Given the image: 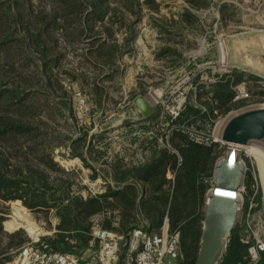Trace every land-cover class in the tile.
I'll return each instance as SVG.
<instances>
[{"label": "rangeland", "instance_id": "1", "mask_svg": "<svg viewBox=\"0 0 264 264\" xmlns=\"http://www.w3.org/2000/svg\"><path fill=\"white\" fill-rule=\"evenodd\" d=\"M69 1L80 5L82 1L92 0ZM105 1L114 16V38L104 48L97 49L91 39L95 34L91 25L85 28L84 14L69 13L66 0H0V37L10 33L8 43L0 48V78L6 76L2 85L10 86L11 78H17L24 88L22 93L28 92L37 102L41 144L50 146L54 160L64 169H52L51 173L69 181L71 194L84 198L100 194L109 181L115 185L112 167L115 162L128 165L145 162L150 157L152 149L148 146L154 137L160 147L172 148L169 139L172 130L184 127L185 133L191 130L188 136L198 142L219 143L213 176L205 178L207 201L215 188L218 161L233 154L229 145L219 139L222 128L235 114L264 105V0H209L213 5L199 7L187 5L186 0H138V4L135 0ZM41 16L55 17L49 29L55 40L48 39L45 47L50 77L44 73L38 53L32 51L25 39L28 32L34 33L44 26L45 19ZM121 17L128 23L139 17L137 32L147 35L150 23L151 29L156 27V33L163 35H147L141 50L137 49L135 39L130 52L120 50L117 55L112 43L122 44L128 30L119 23ZM48 34L43 37L47 39ZM153 46L156 49L148 50ZM160 48L169 50L162 52L160 62H154L158 58L154 51ZM180 49L188 50V56L180 54ZM185 58L189 64L179 68ZM235 72L242 76L233 83V90L242 84L250 97L234 100L236 107L226 113L214 111L206 121L197 119L187 123L188 118L173 122L180 115L175 117L173 111L178 106L183 110L187 102L207 112L205 100H210L211 94L206 89L223 74H232L234 79ZM139 94L146 95L155 105V113L150 117L143 116L134 103ZM83 134L85 140L73 146L72 141ZM250 143L262 149L264 137L247 144ZM243 145L234 150L243 164L235 227L243 240H253V246L260 241L264 247V184L256 157L248 154L246 144ZM88 147L89 151L84 153L86 161L76 153ZM167 177L174 178V172L168 170ZM206 201L197 218L202 230ZM3 203L7 232L23 230L22 245L39 237L40 244L49 246L44 238L53 236L60 222L55 208L48 212L32 209L21 199ZM108 220L122 232L117 207L92 214L90 232L95 221L105 224ZM201 236L202 232L197 254ZM98 247L92 238L90 246L79 255L86 257ZM17 253L6 264H16Z\"/></svg>", "mask_w": 264, "mask_h": 264}, {"label": "trees", "instance_id": "2", "mask_svg": "<svg viewBox=\"0 0 264 264\" xmlns=\"http://www.w3.org/2000/svg\"><path fill=\"white\" fill-rule=\"evenodd\" d=\"M66 1L69 13L84 14L85 28H88L87 24H89L90 29L95 33L91 39L96 42L94 44L96 48L107 46L109 40L114 38V16L110 13L108 3L105 0H92L82 1L78 5ZM186 1L194 7L209 3V0ZM135 3L138 4V0H135ZM41 19H45L44 26L34 33L28 32L25 39L32 51L38 53L44 73L50 77L47 69L49 62H47L46 43L48 39L55 40V36L49 33L55 17L41 16ZM138 19L139 17L128 23L124 18H118L121 26L124 25L128 30L122 44H118L117 41L111 42L113 46L115 45L116 54L120 50L121 52L132 50L131 43L137 34L135 26ZM44 34H48L47 39L43 37ZM9 38L10 33L4 38L0 37V48L8 43ZM12 67L14 68L13 65ZM230 75L223 74L219 81L212 83L210 88L206 89V92L211 94V99L205 100L207 112L187 102L173 122H182L188 118L190 119L187 123L197 119L206 121L214 111L226 113L236 107L232 85L239 81L242 75L235 72L234 79L232 74ZM5 77L3 75L0 78L1 201L21 199L27 207L45 212L55 208L60 217L57 231L53 236L44 239L51 248L75 255H79L82 250L90 246L92 240L90 216L107 207L120 209L119 230L122 232L138 225L160 231L167 216L169 229L180 230V249L184 254L181 264H194L198 255L196 246L202 232L201 222H198L197 218L201 206L206 201L208 184L205 178L209 179L213 176L219 155L218 142L209 145L197 142L181 128L175 127L169 138L172 148L160 147L154 137L148 146L152 149L150 157L145 162L138 165L114 163L112 167L115 185L109 181L106 183L105 191L87 198L73 195L69 191V181L51 173L52 169L57 171L64 169L54 160L50 146L41 144L42 126L36 115L37 102L28 92L22 93L24 88L21 86V80L18 81L17 78H11V85L4 87L2 83ZM84 140V134L80 135L72 141V145ZM43 142L46 143L45 140ZM86 150L89 151V147L85 148L84 152L78 151L76 154L87 161V157L84 156ZM168 170L174 172V178L167 177ZM59 191L61 193H58ZM1 201L0 264H6L13 258L14 252H18L25 238L22 234L23 230L14 232L5 230L6 209ZM104 225L112 227L110 220ZM251 246L253 240H243L238 228L234 227L217 264H264V250H259L258 258L251 261Z\"/></svg>", "mask_w": 264, "mask_h": 264}, {"label": "built area", "instance_id": "3", "mask_svg": "<svg viewBox=\"0 0 264 264\" xmlns=\"http://www.w3.org/2000/svg\"><path fill=\"white\" fill-rule=\"evenodd\" d=\"M234 92L233 99L235 101L250 97L249 92L242 84L236 85ZM181 111V106H178L173 111L174 116L177 117ZM181 129L186 131L184 127ZM190 131L188 130L187 133L191 134ZM91 235L93 241L98 242L99 247L98 250L90 252L86 257L55 250L47 244L42 245L40 244V238L36 237L19 248L15 263L181 264L180 230L174 229L171 231L169 229L167 216L163 220L160 231L149 230L144 225H138L126 232H119L114 227H107L104 223L95 221L91 228ZM263 249L264 247L260 244V241H257V244L250 248L252 262L258 258V251Z\"/></svg>", "mask_w": 264, "mask_h": 264}, {"label": "water", "instance_id": "4", "mask_svg": "<svg viewBox=\"0 0 264 264\" xmlns=\"http://www.w3.org/2000/svg\"><path fill=\"white\" fill-rule=\"evenodd\" d=\"M134 103L145 117L155 113V105L144 94L135 96ZM262 137L264 105L235 114L219 134V139L229 145L233 154L217 163L215 188L207 197L200 247L194 264H217L237 222L243 164L234 151L237 148L231 143L243 145Z\"/></svg>", "mask_w": 264, "mask_h": 264}, {"label": "crops", "instance_id": "5", "mask_svg": "<svg viewBox=\"0 0 264 264\" xmlns=\"http://www.w3.org/2000/svg\"><path fill=\"white\" fill-rule=\"evenodd\" d=\"M213 1H215V0H213ZM166 3H169L168 1H166ZM209 3L210 4H212L213 5V2L212 1H209ZM187 5H189L188 3H187ZM149 26H150V29L148 30V37H149V35L150 34H153V36L155 37V35H159V36H161V35H163V33L161 32V33H156V27H153L152 29H151V24L149 23ZM147 35L145 34V32H143V31H138L137 32V34H136V37H135V39H136V47H137V49H139V50H141L143 47H145V44H142V43H144V39H146L147 38ZM124 38V37H123ZM154 44H156V42L154 43ZM135 47V48H136ZM151 49H156V46H153V47H151L150 49L148 48V50H151ZM167 50H169V49H165V50H163V51H161V48L160 49H158V50H156V51H154V55H156V56H158V58L156 59V61H154V62H160L161 60L159 59V58H161V56H162V52H164V54H165V51H167ZM212 50V49H211ZM158 51V52H157ZM170 52V51H169ZM181 52L183 53V55H187L188 56V50L186 51L185 50V52H183V51H181V49L179 50V53L181 54ZM209 53V52H208ZM210 53H211V55L212 56H214V52H213V50L212 51H210ZM186 59V58H185ZM177 64H179V63H174L173 65H177ZM189 64V60H187L186 59V61L185 62H180V64H179V68H185V67H182V65H188Z\"/></svg>", "mask_w": 264, "mask_h": 264}, {"label": "bare ground", "instance_id": "6", "mask_svg": "<svg viewBox=\"0 0 264 264\" xmlns=\"http://www.w3.org/2000/svg\"><path fill=\"white\" fill-rule=\"evenodd\" d=\"M223 123V122H222ZM223 129V128H222ZM259 140V138L257 139ZM255 141V140H254ZM258 143V142H257ZM234 147H237V149H240L242 147V145H238V144H234V143H231ZM256 144V143H255ZM254 143H250V144H244L246 146V152L248 154H251L253 156L256 157L257 161H258V166H259V169H260V173H261V179H262V182L264 184V147L262 149H259ZM262 144V143H261ZM243 145V146H244ZM261 146V145H260ZM263 146V145H262ZM243 151V150H242ZM262 184V185H263ZM264 186V185H263Z\"/></svg>", "mask_w": 264, "mask_h": 264}]
</instances>
